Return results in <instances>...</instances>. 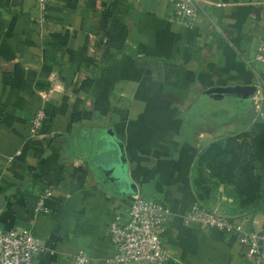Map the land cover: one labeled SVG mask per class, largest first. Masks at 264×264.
I'll use <instances>...</instances> for the list:
<instances>
[{"label": "crops", "instance_id": "0c3cea01", "mask_svg": "<svg viewBox=\"0 0 264 264\" xmlns=\"http://www.w3.org/2000/svg\"><path fill=\"white\" fill-rule=\"evenodd\" d=\"M169 15L164 0H0V229H30L43 247L34 264H71L78 252L105 264L106 227L135 194L169 211L163 264H260L236 235L182 217L200 202L199 154L249 130L247 109L202 93L264 82L253 61L264 0H203L192 27ZM227 191L202 204L260 228L264 214L239 213Z\"/></svg>", "mask_w": 264, "mask_h": 264}, {"label": "built area", "instance_id": "2783aa9c", "mask_svg": "<svg viewBox=\"0 0 264 264\" xmlns=\"http://www.w3.org/2000/svg\"><path fill=\"white\" fill-rule=\"evenodd\" d=\"M44 8L50 0H35ZM169 6V21L192 27L198 20L199 4L203 0H164ZM253 61L264 66V35L259 41ZM264 86L261 82L258 87ZM259 92V91H257ZM254 98V111L260 113L264 103L261 90ZM45 114L35 113L29 121V132L35 136L40 131ZM51 195L46 188L38 197L35 214L46 210L45 200ZM168 209L154 201H149L139 194L132 196V204L126 217H115L106 227L107 237L113 247V255L105 264H163L169 257L168 249L163 245L161 233L168 220ZM249 216L246 218L248 219ZM238 217L221 214L208 209L203 204L194 203L182 217L186 227H194L200 232L217 230L225 234H234L246 248V255L254 262L261 258V245L264 242L263 224L260 228L246 227L238 222ZM43 251V247L33 237L30 229H0V264H34V258ZM89 257L82 252L73 256L71 264H89Z\"/></svg>", "mask_w": 264, "mask_h": 264}, {"label": "trees", "instance_id": "16d2710c", "mask_svg": "<svg viewBox=\"0 0 264 264\" xmlns=\"http://www.w3.org/2000/svg\"><path fill=\"white\" fill-rule=\"evenodd\" d=\"M248 124L247 132L220 138L199 154L192 167L199 203L222 185L239 213L264 214V107Z\"/></svg>", "mask_w": 264, "mask_h": 264}, {"label": "water", "instance_id": "95a60500", "mask_svg": "<svg viewBox=\"0 0 264 264\" xmlns=\"http://www.w3.org/2000/svg\"><path fill=\"white\" fill-rule=\"evenodd\" d=\"M258 91L256 85H236V86H227V87H212L206 89L202 93V100L211 99L214 101H222L224 99L236 100L241 102L250 101L253 96ZM109 170L108 173H112Z\"/></svg>", "mask_w": 264, "mask_h": 264}, {"label": "rangeland", "instance_id": "374dc122", "mask_svg": "<svg viewBox=\"0 0 264 264\" xmlns=\"http://www.w3.org/2000/svg\"><path fill=\"white\" fill-rule=\"evenodd\" d=\"M256 97H257V95L255 94L253 96V98L250 101H248V102H241V101H236V100H233L232 102L233 103H236V105H239V106L244 107V109H247L249 111V113H251V116L257 117L259 115V113H256L254 111V98H256ZM263 107H264V103H262L261 109ZM220 108H229V107H227V105H226V106H222ZM263 223H264V221H263ZM256 229H258V228H256ZM263 231H264V224H263ZM260 252H261V258H260V261L259 262H260V264H264V242L261 245Z\"/></svg>", "mask_w": 264, "mask_h": 264}]
</instances>
